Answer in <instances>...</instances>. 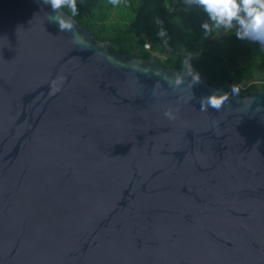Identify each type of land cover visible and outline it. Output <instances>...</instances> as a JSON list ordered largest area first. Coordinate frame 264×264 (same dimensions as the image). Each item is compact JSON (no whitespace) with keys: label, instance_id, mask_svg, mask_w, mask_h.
Segmentation results:
<instances>
[{"label":"water","instance_id":"water-1","mask_svg":"<svg viewBox=\"0 0 264 264\" xmlns=\"http://www.w3.org/2000/svg\"><path fill=\"white\" fill-rule=\"evenodd\" d=\"M61 13L72 32L0 0V264H264V89L193 84Z\"/></svg>","mask_w":264,"mask_h":264},{"label":"trees","instance_id":"trees-1","mask_svg":"<svg viewBox=\"0 0 264 264\" xmlns=\"http://www.w3.org/2000/svg\"><path fill=\"white\" fill-rule=\"evenodd\" d=\"M77 7L76 16L67 8L62 10L95 39L109 41L113 51L184 71H189L185 59L191 54L192 70L203 73L211 83L228 90L237 85L242 94L256 79L264 89V46L238 39L235 29L205 35L202 24L210 22L207 14L184 0H121L118 6L109 0H77ZM161 28L166 30L167 45L157 36ZM145 40L165 57L151 55Z\"/></svg>","mask_w":264,"mask_h":264},{"label":"clouds","instance_id":"clouds-1","mask_svg":"<svg viewBox=\"0 0 264 264\" xmlns=\"http://www.w3.org/2000/svg\"><path fill=\"white\" fill-rule=\"evenodd\" d=\"M44 5H49L55 15H50V22L58 25L60 32H72L74 24L71 19L62 15L61 9L67 8L72 16L78 15L77 0H42ZM121 0H109L113 6H118ZM189 6H196L207 14L210 22L202 24L205 35L219 33L221 29L231 32L235 29V35L241 40H250L264 46V0H184ZM158 23H162L158 21ZM157 36L162 39L165 45L168 44L166 30L161 28ZM191 54L185 59L188 65L193 84L201 82L198 73L193 72L190 64ZM177 84L181 83L178 79ZM231 95L239 94V86H231ZM229 100V93H216L203 97L200 100V110L207 111L209 108L219 111L226 101ZM170 119L174 115L169 110L165 113Z\"/></svg>","mask_w":264,"mask_h":264},{"label":"built area","instance_id":"built-area-1","mask_svg":"<svg viewBox=\"0 0 264 264\" xmlns=\"http://www.w3.org/2000/svg\"><path fill=\"white\" fill-rule=\"evenodd\" d=\"M144 47H145L147 50H149L150 53H151V55H153V56L156 55V56H160L161 58H162V57H165V55H164L163 53H158V52L153 51L152 48H151V43H150L148 40H145V42H144Z\"/></svg>","mask_w":264,"mask_h":264},{"label":"rangeland","instance_id":"rangeland-1","mask_svg":"<svg viewBox=\"0 0 264 264\" xmlns=\"http://www.w3.org/2000/svg\"><path fill=\"white\" fill-rule=\"evenodd\" d=\"M257 82H258V81L255 79V80L253 81V83L249 84V86H248V87H250L249 91H251L252 89H255V88H261V87L258 85ZM249 91H248V92H249Z\"/></svg>","mask_w":264,"mask_h":264}]
</instances>
